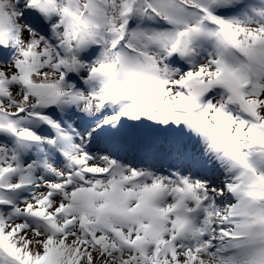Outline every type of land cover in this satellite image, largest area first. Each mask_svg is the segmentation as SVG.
<instances>
[{
	"label": "snow or ice",
	"instance_id": "snow-or-ice-1",
	"mask_svg": "<svg viewBox=\"0 0 264 264\" xmlns=\"http://www.w3.org/2000/svg\"><path fill=\"white\" fill-rule=\"evenodd\" d=\"M0 264H264V0H0Z\"/></svg>",
	"mask_w": 264,
	"mask_h": 264
}]
</instances>
